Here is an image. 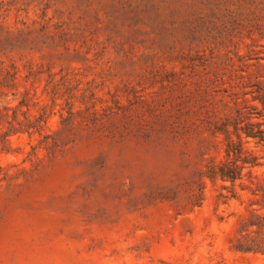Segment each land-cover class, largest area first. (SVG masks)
<instances>
[{
	"label": "rangeland",
	"instance_id": "374dc122",
	"mask_svg": "<svg viewBox=\"0 0 264 264\" xmlns=\"http://www.w3.org/2000/svg\"><path fill=\"white\" fill-rule=\"evenodd\" d=\"M139 2L0 0V264H264L232 250L263 205L264 144H243L260 165L233 187L199 178L225 159L207 119L264 113V9L221 17L202 66Z\"/></svg>",
	"mask_w": 264,
	"mask_h": 264
},
{
	"label": "trees",
	"instance_id": "16d2710c",
	"mask_svg": "<svg viewBox=\"0 0 264 264\" xmlns=\"http://www.w3.org/2000/svg\"><path fill=\"white\" fill-rule=\"evenodd\" d=\"M159 1L157 6L154 0H140L135 6V12L145 16L144 19L147 23H151V26L154 23L158 25L169 22L168 26L171 27V30L180 33V39L175 41L170 49L174 50L179 44L181 50L187 48L188 51H197L195 56L201 61L202 66L208 60L216 59L212 55L213 51H217L218 48L225 45L223 41L217 42V37L213 35V27L221 17L232 20L231 17L236 15L235 12L238 9H244L248 15L254 18L264 9V0H188L184 5L185 8L177 0ZM172 4L176 6H172ZM161 12L165 13L163 19H159L161 18ZM234 22L235 20H232L230 23L234 24ZM162 28L160 30H163ZM239 35L240 33H237V36ZM218 36L222 38L220 34ZM228 37L231 38L229 40L231 42L235 38L231 35H228ZM205 48L209 49V57H206L205 51L199 52V50ZM179 55L181 58L186 59L190 57L185 55L183 51H179ZM189 60L194 61L192 57ZM191 68H195L194 65ZM238 79H243V77H238ZM253 100H258L264 110V95L262 99L256 98ZM52 104H54V100H52ZM64 105L67 109L66 115L60 114V123L63 128L72 126L76 116L81 115L72 111V105L68 101ZM13 115L12 121H15L14 112ZM90 116L93 121H96L94 112L90 113ZM252 118H262L263 122L253 123L251 122ZM42 119L44 120V117ZM31 125L30 121L25 120V123L17 124L19 127L17 131L12 123H8L9 130L4 137H8L11 133L28 132ZM204 125H206V130L210 132L211 136H224L226 142L225 159L222 162L210 163L205 166L204 170L199 172L200 179L204 178L211 183L216 181L230 183V186L233 187L236 182L241 181L249 173H245V171H250L260 165V158L245 150L243 144H246L247 140L254 141L256 144H264V130L261 129L264 125V113L257 111L255 108L244 106L241 110L235 112V118L233 119L208 118ZM229 128L232 129V133L229 132ZM231 135L235 137V141L231 139ZM243 140H245L244 143ZM40 145L44 148L56 146L50 135L42 136ZM260 191L263 192L261 196L263 205L258 210H252L247 219L242 222L238 237L232 244V250L235 253L264 256V188Z\"/></svg>",
	"mask_w": 264,
	"mask_h": 264
}]
</instances>
